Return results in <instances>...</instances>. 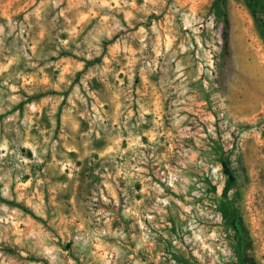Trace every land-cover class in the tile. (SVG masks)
<instances>
[{"label":"rangeland","instance_id":"1","mask_svg":"<svg viewBox=\"0 0 264 264\" xmlns=\"http://www.w3.org/2000/svg\"><path fill=\"white\" fill-rule=\"evenodd\" d=\"M0 264H264V0H0Z\"/></svg>","mask_w":264,"mask_h":264},{"label":"trees","instance_id":"2","mask_svg":"<svg viewBox=\"0 0 264 264\" xmlns=\"http://www.w3.org/2000/svg\"><path fill=\"white\" fill-rule=\"evenodd\" d=\"M247 1H248L249 5H250V8L252 9V12H253L254 16H256L257 8L260 5V0H247ZM225 168H226V170H228L226 165H225ZM227 172H230V171L228 170ZM228 174H230V173H228ZM230 176H231V174H230Z\"/></svg>","mask_w":264,"mask_h":264}]
</instances>
